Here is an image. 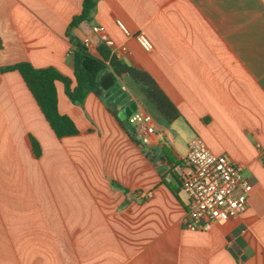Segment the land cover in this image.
<instances>
[{
	"label": "crops",
	"instance_id": "1",
	"mask_svg": "<svg viewBox=\"0 0 264 264\" xmlns=\"http://www.w3.org/2000/svg\"><path fill=\"white\" fill-rule=\"evenodd\" d=\"M82 2L0 0V67L28 62L73 79L67 27ZM93 26L180 116L166 122L128 80L124 100L163 132L144 145L99 98L72 103L57 83L59 112L82 132L57 140L19 74H0V264H264V0H96L91 19L69 34L88 38L96 55L103 43ZM27 133L40 144L38 159ZM193 137L252 185L242 214L197 231L183 224L187 197L172 171ZM163 146L177 163H167Z\"/></svg>",
	"mask_w": 264,
	"mask_h": 264
},
{
	"label": "trees",
	"instance_id": "2",
	"mask_svg": "<svg viewBox=\"0 0 264 264\" xmlns=\"http://www.w3.org/2000/svg\"><path fill=\"white\" fill-rule=\"evenodd\" d=\"M95 2L96 0H83L80 13L72 17L67 27V33L72 44L70 57L73 79L54 67L34 68L28 62L0 67V74L10 71H16L19 74L57 140L82 134L74 121L58 110L57 83L62 84L65 95L72 103L82 104L88 94H93L99 98L104 103L107 112L125 131L123 121H120L117 115L133 100L119 99L114 94V87L118 79L126 78L135 84L140 92L141 102L157 111L166 122L169 123L180 116L177 109L147 72L121 63L104 44L97 48V54L94 55L77 38L69 35L70 31L81 22L91 19ZM105 94L107 95L104 96ZM128 136L135 139L133 129L132 132L128 133ZM24 143L34 158L38 159L41 156L40 144L31 134L27 133L24 136ZM161 151L168 164L177 163L167 147L163 146Z\"/></svg>",
	"mask_w": 264,
	"mask_h": 264
},
{
	"label": "built area",
	"instance_id": "3",
	"mask_svg": "<svg viewBox=\"0 0 264 264\" xmlns=\"http://www.w3.org/2000/svg\"><path fill=\"white\" fill-rule=\"evenodd\" d=\"M118 26L126 32L121 23ZM92 32L99 33L101 42L114 54V43L105 35L102 27L93 26ZM134 37L144 51L152 50L153 45L143 32L136 33ZM89 42L88 38L82 41L86 47ZM126 120L141 144H150L152 136L163 137V132L157 130L151 115L138 105ZM172 171L178 176L180 187L187 197L183 221L186 229L206 230L214 223L235 218L246 210L252 185L243 177L239 166L227 156L211 152L200 137L190 140L182 164L173 165ZM146 196L150 197L151 194Z\"/></svg>",
	"mask_w": 264,
	"mask_h": 264
},
{
	"label": "rangeland",
	"instance_id": "4",
	"mask_svg": "<svg viewBox=\"0 0 264 264\" xmlns=\"http://www.w3.org/2000/svg\"><path fill=\"white\" fill-rule=\"evenodd\" d=\"M113 92L119 99L126 98V95L131 92V84L128 81V79L126 78L118 79ZM123 124L125 125V128L129 132L132 131L133 127L127 121H123Z\"/></svg>",
	"mask_w": 264,
	"mask_h": 264
},
{
	"label": "water",
	"instance_id": "5",
	"mask_svg": "<svg viewBox=\"0 0 264 264\" xmlns=\"http://www.w3.org/2000/svg\"><path fill=\"white\" fill-rule=\"evenodd\" d=\"M105 94L104 96H106ZM137 104L136 102L129 103L126 107H124L117 115L120 121H125L127 117L131 115L132 112L136 111Z\"/></svg>",
	"mask_w": 264,
	"mask_h": 264
}]
</instances>
